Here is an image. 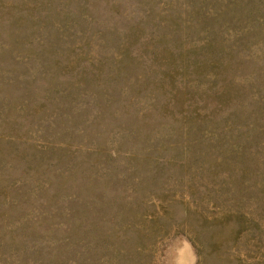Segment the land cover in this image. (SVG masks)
Returning a JSON list of instances; mask_svg holds the SVG:
<instances>
[{
    "label": "rangeland",
    "instance_id": "obj_1",
    "mask_svg": "<svg viewBox=\"0 0 264 264\" xmlns=\"http://www.w3.org/2000/svg\"><path fill=\"white\" fill-rule=\"evenodd\" d=\"M0 264H264V0H0Z\"/></svg>",
    "mask_w": 264,
    "mask_h": 264
}]
</instances>
